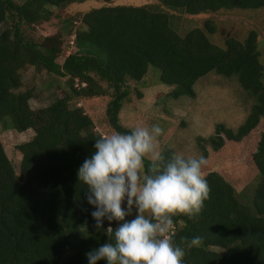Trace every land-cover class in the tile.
<instances>
[{
	"label": "trees",
	"instance_id": "1",
	"mask_svg": "<svg viewBox=\"0 0 264 264\" xmlns=\"http://www.w3.org/2000/svg\"><path fill=\"white\" fill-rule=\"evenodd\" d=\"M72 1L0 0V122L3 129L32 131L30 138L15 145L20 154L17 173L0 142V264H89L86 253L110 239L103 229H96L91 216L95 209L87 202L88 188L77 176L101 134L80 106L70 105L71 99L105 95L110 89L106 122L114 132L129 133L130 129L120 125L118 112L128 94L127 82L140 81L148 66L158 69L160 83L172 86L167 92L171 98L193 97V83L208 72L233 75L253 103L234 130L219 123L207 138L196 137L204 157L205 144L216 151L223 140L239 142L264 115L255 31H248L242 41L225 36L219 47L205 34L214 32L209 20L203 28L180 35L170 25L169 16L158 10L165 6L196 15L220 9H258L264 0H157L156 6L93 8L79 17L78 27L66 30L75 51L58 64L60 33L34 42L23 38L21 27L48 20V7ZM26 66L64 77L69 91L54 96L44 107L31 109L32 90H20V72ZM158 151L165 160L173 155L165 146ZM250 160L258 179L247 204L238 200L219 173L207 171L204 177L211 191L202 210L192 219L179 214L173 217L169 235L174 245L185 248L183 264H264V129L258 133ZM134 218L128 215L125 220ZM119 223L111 222L112 228ZM108 226L105 219L104 229ZM194 236L202 238L201 244L187 248L183 238Z\"/></svg>",
	"mask_w": 264,
	"mask_h": 264
},
{
	"label": "rangeland",
	"instance_id": "2",
	"mask_svg": "<svg viewBox=\"0 0 264 264\" xmlns=\"http://www.w3.org/2000/svg\"><path fill=\"white\" fill-rule=\"evenodd\" d=\"M118 5L156 6L157 0H74L61 6L48 7L51 11L49 19L23 25L22 35L24 39L39 42L46 35L60 33V52L55 58L56 63L60 64L68 53L75 51L72 36L66 35V30L78 27L79 17L90 9ZM158 10L169 16L170 25L180 35L194 27L203 28V22L209 20L214 32L205 34L211 43L219 47H223L225 36L242 41L248 31H255L256 50L262 65L264 84V6L258 9H220L196 15H187L181 10L165 6H159ZM66 20L69 21L68 25H64ZM63 25L66 26L65 29ZM158 75V69L148 66L140 81H128V94L118 112L120 125L130 130L136 127L151 128L154 124L159 125L164 131L155 141L157 151L165 146L171 149L172 154L199 157L196 137L207 138L213 133L214 125L219 123L234 130L243 121L249 106L253 103L252 97L239 87L233 75L223 77L208 72L193 83V97L177 98L167 96L172 86L160 83ZM20 76L22 84L20 90L30 88L33 92V97L28 101L31 109L44 107L54 96L69 91L64 77L46 74L43 70L32 66L24 67ZM100 85L105 87L102 82ZM110 92V89H106L105 95L70 101V105L80 106L89 115L94 130L101 135L114 132L106 122L104 111ZM263 129L264 115L259 119L256 127L239 142L223 140L222 146L216 151H213L208 144L204 145L207 165L203 167L202 174L207 171L219 173L233 187L238 200L245 204L248 203L258 179L250 155L254 151L258 133ZM31 135L32 131L29 129L23 132L3 129L0 122V142L15 173L20 159L15 145L27 140ZM122 207L126 209V201ZM131 215H136L135 208ZM212 249L222 252L216 247Z\"/></svg>",
	"mask_w": 264,
	"mask_h": 264
},
{
	"label": "clouds",
	"instance_id": "3",
	"mask_svg": "<svg viewBox=\"0 0 264 264\" xmlns=\"http://www.w3.org/2000/svg\"><path fill=\"white\" fill-rule=\"evenodd\" d=\"M159 125L136 127L129 133L112 132L95 139V151L78 169L87 186V202L95 227L109 241L86 253L89 264H183L185 248L174 245L169 233L176 215L194 218L209 198L210 186L202 174L206 158L173 154L170 159L156 149L163 134ZM149 163L146 165L145 160ZM126 201V209L122 205ZM136 209L131 221L125 217ZM109 226L104 229V220ZM119 226L112 228L111 222ZM187 248L202 238H183Z\"/></svg>",
	"mask_w": 264,
	"mask_h": 264
}]
</instances>
